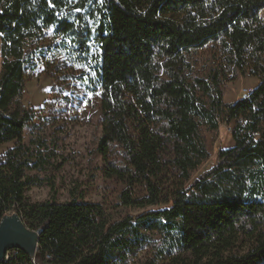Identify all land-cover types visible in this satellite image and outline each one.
I'll return each instance as SVG.
<instances>
[{"label":"trees","instance_id":"trees-1","mask_svg":"<svg viewBox=\"0 0 264 264\" xmlns=\"http://www.w3.org/2000/svg\"><path fill=\"white\" fill-rule=\"evenodd\" d=\"M0 41V144L17 139L0 157V222L16 213L39 233L35 258L10 264H128L145 249L144 264H264V0H0ZM47 42L98 47L104 176L123 186L119 207L163 209L112 222L101 204L58 203L55 177L50 200L27 198L44 183L32 173L57 169L16 134L34 119L23 94ZM239 78L259 83L225 103ZM225 123L233 147L192 180L210 158L203 130Z\"/></svg>","mask_w":264,"mask_h":264},{"label":"rangeland","instance_id":"rangeland-1","mask_svg":"<svg viewBox=\"0 0 264 264\" xmlns=\"http://www.w3.org/2000/svg\"><path fill=\"white\" fill-rule=\"evenodd\" d=\"M68 48L58 47L51 42L34 48L37 69L26 83L22 100L25 107L33 109L34 119L16 134L28 147L54 152L52 164L57 169L32 173L44 183L28 191L27 198L33 203L50 200L49 183L55 177L58 203L77 199L80 202L101 204L112 222L163 209V206H159L137 211L118 206L123 186L105 178L103 159L98 154L103 131L101 101L95 86L98 47L90 43L87 45L88 53L73 45H68ZM212 52L207 50L195 55L198 72L203 73L202 70L206 69L212 60ZM1 68L0 41V72ZM258 83L254 78H239L226 84L225 103H235ZM233 128V123H225L215 133L203 130L210 158L193 174L192 180L215 165L219 150L233 147ZM16 142L15 138L0 144V157L13 148ZM154 240H159V237ZM150 256L151 250L145 249L130 259L128 264H144Z\"/></svg>","mask_w":264,"mask_h":264},{"label":"water","instance_id":"water-1","mask_svg":"<svg viewBox=\"0 0 264 264\" xmlns=\"http://www.w3.org/2000/svg\"><path fill=\"white\" fill-rule=\"evenodd\" d=\"M39 233L29 231L16 214L6 215L0 222V264L9 251H22L31 259L39 252Z\"/></svg>","mask_w":264,"mask_h":264},{"label":"built area","instance_id":"built-area-1","mask_svg":"<svg viewBox=\"0 0 264 264\" xmlns=\"http://www.w3.org/2000/svg\"><path fill=\"white\" fill-rule=\"evenodd\" d=\"M14 257V253L13 251H9L7 254H6V257H5V260L3 262V264H10L12 259ZM48 259H51L50 257H48Z\"/></svg>","mask_w":264,"mask_h":264},{"label":"snow or ice","instance_id":"snow-or-ice-1","mask_svg":"<svg viewBox=\"0 0 264 264\" xmlns=\"http://www.w3.org/2000/svg\"><path fill=\"white\" fill-rule=\"evenodd\" d=\"M101 2H103V0H101ZM77 11H79V9H77Z\"/></svg>","mask_w":264,"mask_h":264}]
</instances>
